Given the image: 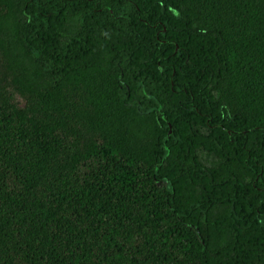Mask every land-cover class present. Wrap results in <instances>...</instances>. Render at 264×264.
<instances>
[{"label": "trees", "instance_id": "1", "mask_svg": "<svg viewBox=\"0 0 264 264\" xmlns=\"http://www.w3.org/2000/svg\"><path fill=\"white\" fill-rule=\"evenodd\" d=\"M0 264H264V0H0Z\"/></svg>", "mask_w": 264, "mask_h": 264}, {"label": "rangeland", "instance_id": "2", "mask_svg": "<svg viewBox=\"0 0 264 264\" xmlns=\"http://www.w3.org/2000/svg\"><path fill=\"white\" fill-rule=\"evenodd\" d=\"M16 101H17L21 106H24V104H25V102H24L21 98H19V97L16 98Z\"/></svg>", "mask_w": 264, "mask_h": 264}]
</instances>
